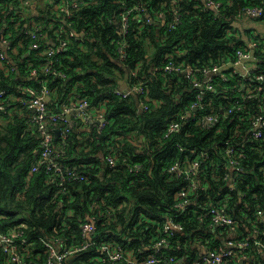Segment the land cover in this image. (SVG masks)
Instances as JSON below:
<instances>
[{
    "label": "trees",
    "instance_id": "1",
    "mask_svg": "<svg viewBox=\"0 0 264 264\" xmlns=\"http://www.w3.org/2000/svg\"><path fill=\"white\" fill-rule=\"evenodd\" d=\"M62 1L51 0L36 17L44 34L40 38L28 33L33 17L21 14L26 11L19 6L22 0H0L2 36L9 35L16 47L6 57L16 68L7 71L0 63V88L7 89L8 99L14 96L20 100L24 95L20 84L40 88L43 79L48 83L52 110L79 92L105 113L108 122L102 129L77 122L66 137L65 133L56 134V143L62 146L60 160L86 177L68 179L64 183L68 190L64 191L59 177L47 173L45 166L32 171L42 150L39 133L28 121L29 109L19 100L6 101L11 113L0 126V229L27 224L29 242L22 246L26 264L45 263V241L49 238L80 242L82 224L91 219L98 228L95 239L120 243L125 251L141 256L173 216L183 230L169 235L176 245L170 251L188 259L199 256L201 241L216 249L223 244L209 221L199 217L207 204L225 200L244 232L261 224L258 210L264 213V136L244 140L257 111V99L244 100L241 109L235 108L239 93L218 78L215 90L205 95L204 110L218 113L219 120L210 126L185 120L181 130L165 137L168 123L193 102L195 88L186 74H168L164 67L169 61L203 67L234 58L245 43L234 21L248 6L264 9V0H220L219 11L210 8L206 0H79L80 6L67 19L58 15L57 6ZM138 4L146 9L140 16L132 15L125 37L128 53L121 60V12ZM260 19L264 20V12ZM71 29L85 35L71 36L68 45L52 55L51 69L56 73L45 71L50 62L43 49L48 38L58 42ZM261 64L264 66V60ZM33 69H38V78L31 75ZM126 72L129 85L141 83L144 92H117ZM144 102L148 109L143 108ZM228 108L232 112L228 113ZM240 142L246 150V166L232 190L223 178L225 149ZM195 151L208 152L198 174L205 187L191 194L190 208L181 212L176 204L188 180L170 167L177 161L192 160ZM109 154L115 155L117 166L109 165ZM134 164L141 165L140 171L131 170ZM252 251L255 256L250 264H264L254 242ZM96 255L97 250L91 248L63 264H109L97 260ZM0 264H13L2 250Z\"/></svg>",
    "mask_w": 264,
    "mask_h": 264
},
{
    "label": "built area",
    "instance_id": "2",
    "mask_svg": "<svg viewBox=\"0 0 264 264\" xmlns=\"http://www.w3.org/2000/svg\"><path fill=\"white\" fill-rule=\"evenodd\" d=\"M27 3V2H26ZM24 3L23 5H26ZM81 4L79 0H64L57 6L58 15L62 18L72 15L74 9ZM206 4L215 11H219L222 5L220 0H206ZM142 4L126 6L121 12L120 33L122 38L119 41L120 59L124 60L127 57L129 43L125 38L131 26V18L135 13L141 15L145 11ZM178 11V10H177ZM177 11H175L177 13ZM264 9L262 6H248L242 12V16L234 21L235 29H238L245 41L244 45L236 50L235 57L224 61L223 63H211L203 67L185 66L183 63L169 61L164 70L168 74L184 73L188 76L190 83L195 88L194 100L190 106L178 113L177 117L172 119L166 128L165 137H169L174 132L181 130L183 121L191 120L198 125H213L219 120L218 113H207L204 109L206 106L205 95L210 90H215L216 82L223 81L229 85L228 89L238 92L237 99L234 100V107L241 109L244 100L257 99V111L252 116L250 121V129L248 137L258 139L264 136V66L261 64L264 60V30L258 29L255 26L246 27L243 31V23L247 18L261 20ZM161 15V14H160ZM149 18V15L147 16ZM179 20V17H177ZM149 21V20H148ZM245 24V23H244ZM62 31L65 27L61 26ZM2 27L0 35L2 36ZM67 36L60 38L58 42L54 39L49 40L48 45L44 46V53L50 56V62L45 66V71L56 73V70L51 69V58L57 52H60L68 45L71 36L77 35L74 30H66ZM28 33L32 37L44 38L42 27L37 21H33ZM3 46L0 47V63L4 64L7 71L14 70L16 65L9 61L8 51H15L16 47L9 39V35L2 36ZM39 46V43H35ZM263 66V67H262ZM136 75V71L132 72ZM64 77V73L57 72V75ZM33 77H39L38 69L31 71ZM220 78V80L218 79ZM236 78V80L234 79ZM40 88L32 84H20L23 97L20 102L30 110L28 121L38 131L41 144V154L38 162L32 165V171L38 170L41 166H45V170L50 175L59 177L62 190H68L65 181L68 179L84 180L85 174L77 172L67 163L60 160L61 145L56 143V128H61V134L65 133V137L70 132L74 123H81L87 126L91 123L93 112L97 109L93 106L86 96L79 92H74L70 99L62 103L58 110H52L49 106V101L46 98L50 95L48 83L45 80H40ZM134 92H144V87L141 83H136L131 87ZM117 92L124 93L117 90ZM125 94V93H124ZM8 100L7 89L0 88V114L8 110L6 101ZM213 103V101L208 100ZM233 107V108H234ZM143 108L148 109L149 104L143 103ZM232 112V108H228V113ZM71 116V117H70ZM241 116V119H244ZM108 120L106 116L101 120L98 127L104 128ZM1 125V123H0ZM181 149L182 144L178 143ZM64 146V143H63ZM226 162L224 165L223 178L228 182L231 189L234 190L236 182L240 178L241 172L244 170V159L246 158V150L243 142L237 145H228L225 149ZM208 155L206 151H195V156L192 160L186 163L180 161L171 165L170 170L178 176H183L188 180L187 186L182 188L179 195L181 200L176 204L177 208L184 212L190 208L192 203L191 194H196L199 188L205 187V184L198 178L201 161ZM106 160L109 165L117 166L118 161L114 154L107 155ZM141 169L140 164H134L132 171L138 172ZM231 190V191H232ZM205 211L199 216L200 219H207L209 227L222 229L224 237L223 244L218 249L207 246L205 241H201L199 256L188 259L186 255H179L177 252L170 251L175 249L169 238V235H174L176 231L183 230V225L176 221L173 216L169 217L164 222L161 228V236H156L148 245L146 254L141 252V256H137L133 250L125 251L122 244L110 241H98L97 225L93 219L82 224L81 235L82 240L77 244H70L61 237L49 238L45 241L46 260L44 264H63L67 259L76 256L80 252L95 248L97 250L96 259L109 264H118L122 262H131L133 264H250L254 258L252 251V242L259 247V251H264V213L258 210L260 223L253 224L249 228V232L242 231L240 220L236 218L229 210L227 202L219 201L218 203L207 204L204 207ZM27 224L22 222L16 226L6 230L0 229V250L7 254L8 259L13 264H26L25 253L22 246L29 242L26 237ZM253 229V230H252Z\"/></svg>",
    "mask_w": 264,
    "mask_h": 264
},
{
    "label": "crops",
    "instance_id": "3",
    "mask_svg": "<svg viewBox=\"0 0 264 264\" xmlns=\"http://www.w3.org/2000/svg\"><path fill=\"white\" fill-rule=\"evenodd\" d=\"M27 2V3H26ZM24 3H26V5H23ZM49 3H51V0H22L21 4L19 6H22L24 8H26V11L24 13H21L22 15H25V14H30L31 17H33V21H37L36 20V17L41 15V12L45 9H47ZM64 19V18H63ZM81 37V36H80ZM2 36L0 35V45L3 46V43H2ZM49 40H52L51 38H49ZM116 59V58H115ZM126 75V74H125ZM129 78L124 76L123 78L121 77V79L119 80V83L121 80H125L128 84L129 87H131L127 81V79ZM120 88H121V83H120ZM121 91H128V92H132L131 90H125L123 88H121ZM134 92V91H133ZM21 98V97H20ZM16 101V100H19V98H15L14 96H10L8 101ZM20 101V100H19ZM11 110V109H10ZM11 112L8 110L4 111V112H1L0 114V123L1 125L0 126H4L6 123H7V116L8 114H10ZM105 117V113L102 112L100 109H96L94 112H93V117L91 118V123L90 124H95V125H99V123L101 122V120ZM211 230L216 234V236L218 238H222L224 237V232L222 229H219V228H216V227H210ZM146 249L148 251V246H146ZM261 257H262V260L260 261L261 263L264 262V251L261 250Z\"/></svg>",
    "mask_w": 264,
    "mask_h": 264
},
{
    "label": "water",
    "instance_id": "4",
    "mask_svg": "<svg viewBox=\"0 0 264 264\" xmlns=\"http://www.w3.org/2000/svg\"><path fill=\"white\" fill-rule=\"evenodd\" d=\"M77 35L78 36H84L85 33H84V31H81V32H77ZM125 76L128 77L129 76V72H126ZM120 83H121V88H123L125 90H131V87L128 86V84H127V82L125 80H121ZM131 91L133 92V90H131ZM45 99H47L50 102L52 100V97H51V95H47ZM55 131H56L57 135H61L62 129L61 128H56ZM241 264H243V261H241Z\"/></svg>",
    "mask_w": 264,
    "mask_h": 264
},
{
    "label": "rangeland",
    "instance_id": "5",
    "mask_svg": "<svg viewBox=\"0 0 264 264\" xmlns=\"http://www.w3.org/2000/svg\"><path fill=\"white\" fill-rule=\"evenodd\" d=\"M245 23V24H244ZM242 25H243V31L245 32L246 31V27L247 28L249 26H255L256 28L258 29H261V30H264V22L263 21H259L257 19H250V18H247L246 21L244 22Z\"/></svg>",
    "mask_w": 264,
    "mask_h": 264
}]
</instances>
